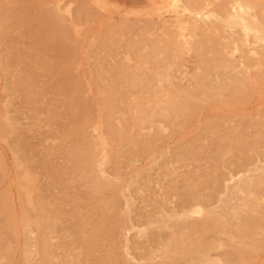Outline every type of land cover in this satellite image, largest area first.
Returning a JSON list of instances; mask_svg holds the SVG:
<instances>
[{"label":"rangeland","instance_id":"obj_1","mask_svg":"<svg viewBox=\"0 0 264 264\" xmlns=\"http://www.w3.org/2000/svg\"><path fill=\"white\" fill-rule=\"evenodd\" d=\"M152 7L0 0V264H76L83 233L84 264H264V0ZM181 93L194 118L173 124L159 107ZM105 102L116 129L132 103L153 119L114 143ZM85 106L99 179L68 161Z\"/></svg>","mask_w":264,"mask_h":264},{"label":"bare ground","instance_id":"obj_2","mask_svg":"<svg viewBox=\"0 0 264 264\" xmlns=\"http://www.w3.org/2000/svg\"><path fill=\"white\" fill-rule=\"evenodd\" d=\"M179 2V0H167L166 1V3H164L162 6H159V7H152V9L154 8V9H158V11H160L161 9H164V8H166V7H174V6H176V4ZM148 8H149V6H148ZM150 9V8H149ZM146 9H144V11H145ZM141 10L140 9H132V13H141L140 12ZM126 14V13H125ZM162 14V13H161ZM163 20V19H162ZM138 22L140 23H142V20H138ZM246 22V21H245ZM244 22V23H245ZM147 23V22H146ZM153 23V22H152ZM246 24V23H245ZM137 82V81H136ZM181 88V87H180ZM180 88H177V89H180ZM191 88V87H190ZM177 89H173L172 91H175V90H177ZM181 89H183V88H181ZM239 89H240V87H239ZM190 90V89H189ZM191 90H192V88H191ZM190 90V91H191ZM234 90H236V89H234ZM171 91V92H172ZM188 91V90H187ZM231 91V90H230ZM238 91H240V90H238ZM177 91H175V92H172V93H176ZM193 92V91H192ZM235 92V91H234ZM237 92V91H236ZM170 93V92H169ZM171 93V94H172ZM188 93V92H187ZM194 93V92H193ZM241 93V92H240ZM183 93H181L180 95V97H178L179 98V100L176 98L177 96H172L171 98H169V99H167L162 105L163 106H161V107H159V108H157V109H159L160 111H161V113H162V115H165L168 119H170V121H171V123H176V121H178L179 120V123H180V119H182V120H187V121H190L191 119H193L194 118V101L196 100L197 101V99H195L194 101H193V97L191 98L189 95H190V93L189 94H184V95H182ZM211 95H212V93H210ZM215 94V93H214ZM242 94V93H241ZM176 95V94H175ZM196 95V94H195ZM217 95V94H216ZM236 95H237V93H236ZM192 96V95H191ZM194 96V95H193ZM202 96V95H201ZM200 96V97H201ZM207 96V95H206ZM205 96V100L207 99V97ZM208 96H209V94H208ZM199 97V98H200ZM214 97H215V95H214ZM223 97V96H222ZM234 97H236V96H234ZM202 98V97H201ZM199 99L200 101L203 99ZM238 98V97H237ZM74 99H76V98H74ZM204 99H203V102H205L206 103V101H204ZM209 99V98H208ZM216 99V98H215ZM217 99H219L218 98V96H217ZM240 99V98H239ZM142 100V101H141ZM199 100H198V102H199ZM210 100V99H209ZM225 101L224 99H219V100H217V101ZM230 100H232V99H230ZM235 100V99H234ZM138 101H141L142 103H144V102H146V101H143V99H139ZM164 101V100H163ZM213 101H214V99H213ZM223 101H222V103H223ZM73 102V101H72ZM86 102V101H85ZM103 102V101H102ZM130 102V101H129ZM203 102L201 103L202 105H204L203 104ZM235 102V101H234ZM238 102H240V101H238ZM133 103H134V101H133ZM132 103V104H133ZM137 103V102H136ZM136 103H134V104H136ZM155 103V102H154ZM158 103V102H157ZM157 103H155V104H157ZM211 103V102H210ZM207 104L206 106L208 107V105H211V104ZM236 103V102H235ZM103 104V106H102V108H100V109H98V111H99V114H101V117L102 118H104V120H105V122H106V125H107V129L109 130L108 131V135H109V138H110V140L112 141V142H114L115 143V141H118V139H121L122 141L124 140V142L126 141V139H125V134L128 132L127 130L125 131L124 129H126L127 127H132V128H134V125H136L135 124V120H140V121H142L141 123H145V121H147V120H149V115L151 114H149V111H148V114L146 113V111L144 110V105L143 106H141V105H139V104H137L136 105V108H132V104H131V107H129V105H128V110L126 109V113L123 111V113H125V114H123V115H125V116H127L126 118L127 119H125L124 120V123L121 125V126H123V127H118L117 129H116V126L114 127V125H113V123H112V119L114 118V117H116V115L117 114H119L120 115V113H118V111H117V105L116 106H114L113 105V103L111 104V103H107V102H105V103H102ZM101 104V105H102ZM133 104V105H134ZM146 104V103H145ZM195 104H197L196 102H195ZM230 104H232V102L230 103ZM85 105V104H84ZM216 105V104H215ZM215 105H212V106H215ZM120 106V105H119ZM155 106H157V105H155ZM116 107V108H115ZM148 107H149V105H148ZM147 107V108H148ZM150 107H152V106H150ZM216 107V106H215ZM219 107V106H218ZM92 108V107H91ZM120 108V107H119ZM123 108V107H122ZM121 108V109H122ZM152 108H154V107H152ZM151 108V109H152ZM123 109H125V108H123ZM89 110V108L88 107H84L83 109H82V112H81V116H80V118H82V120H84L85 119V121L84 122H86V123H84L83 125H85V127L83 128V127H81L82 128V131H81V136H80V138H79V143H80V145H78V138L76 139L75 138V140H73V142H74V144L75 145H73V150H69V152H68V161L69 162H71L73 165H70L71 163H69L68 162V164L71 166L70 168H71V170H72V168H73V166L75 167V165L74 164H76V166L77 167H80V165L82 164V167H83V169L84 170H86L87 168H89V171L87 170V172H86V175H87V177L88 178H95V179H99V177L95 174L94 175V170H93V165H94V163L95 162H93L92 161V158H93V149L96 147L95 145H93L92 144V141L90 142V140L88 139V137L86 136V131H85V129H86V127H87V125H90V122L87 120V117L90 115L89 113H91V112H89L88 111ZM153 110V109H152ZM159 110H157V111H159ZM198 110H200V109H198ZM202 110V109H201ZM217 110V109H216ZM120 111V110H119ZM157 111H155V109L152 111V112H157ZM208 111V110H207ZM207 111H204V112H207ZM121 112H122V110H121ZM203 112V111H202ZM209 112V111H208ZM211 112V111H210ZM158 114H159V112H157ZM198 113V112H197ZM127 114V115H126ZM204 114H206V113H204ZM153 115H155L154 113L152 114V116ZM157 115V114H156ZM129 116V117H128ZM195 117H196V115H195ZM201 117V116H200ZM199 117V118H200ZM123 118H125V117H123ZM151 118V117H150ZM197 118V117H196ZM151 119H153V118H151ZM108 120V121H107ZM154 121V120H153ZM87 123H89V124H87ZM140 123V122H139ZM188 124H189V122H187ZM100 124V123H99ZM138 124V123H137ZM181 124V123H180ZM176 125V124H175ZM177 126V125H176ZM182 127V126H181ZM185 128V127H184ZM84 129V130H83ZM126 132V133H125ZM222 136V135H221ZM110 140H106L105 138H103V136L101 135L100 136V141H101V146L102 145H109L110 143L111 144H113L112 142H110ZM137 140H141V139H138L137 138ZM143 140V139H142ZM133 141V143H135V145H137V143L140 145V143L142 142V141ZM145 140H143V142H144ZM121 142V141H120ZM137 142V143H136ZM142 142V143H143ZM147 144H149V145H147L146 143H143V145L144 144H146V147H148V146H150V143H148V141H145ZM210 142V141H209ZM117 143V142H116ZM132 143V144H133ZM141 143V144H142ZM123 144V143H122ZM132 144H129V145H132ZM127 145H128V142H127ZM134 145V144H133ZM132 145V146H133ZM110 146V145H109ZM112 146H114V145H112ZM135 147V146H134ZM189 152V151H188ZM67 153V152H66ZM126 153V152H125ZM178 157V156H177ZM205 158V157H204ZM67 161V160H66ZM198 161V160H197ZM75 162H77V163H75ZM95 166V165H94ZM67 168H69V167H67ZM91 168H92V170H91ZM95 168V167H94ZM184 168V167H183ZM188 168V167H187ZM97 169V168H96ZM114 169V168H113ZM68 170V169H67ZM70 170V169H69ZM68 170V172H70ZM84 170H82V171H84ZM168 170V169H167ZM72 171H74V169L72 170ZM67 172V171H66ZM66 173V174H69V173ZM170 172V171H169ZM72 173V172H71ZM82 173V172H81ZM99 173V172H98ZM101 174H102V172H100ZM180 174V173H179ZM184 174V173H183ZM188 175V174H187ZM200 175V174H199ZM68 176H71L70 174L68 175ZM82 176V175H81ZM179 176V175H178ZM180 177V176H179ZM84 177H81V179H83ZM173 179V178H172ZM219 181V180H218ZM217 181V182H218ZM180 182V181H179ZM226 183V182H225ZM218 184V183H217ZM179 185V184H178ZM183 187V186H182ZM180 188V187H179ZM145 189V188H144ZM216 189V188H215ZM217 190V189H216ZM215 190V191H216ZM204 191V190H203ZM180 194V193H179ZM183 195V194H182ZM181 194H180V196H182ZM186 195V194H185ZM184 195V196H185ZM184 196H182L181 197V200L179 201L180 202V206L182 207L181 209L183 210L184 209V211H185V209H188L187 207H189V205H190V203L193 201V199H194V196H192V197H190L189 198V195H187V196H185L186 198H184ZM214 196V195H213ZM108 197H106V200H104V201H102V202H104L106 205H110V207L108 206V209H112V210H114V207H113V203H111L110 202V197L107 199ZM179 198V197H178ZM221 198V197H220ZM103 199V198H102ZM104 199H105V197H104ZM107 200L110 202H107ZM106 201V202H105ZM179 202H178V205H179ZM108 203V204H107ZM177 207V206H176ZM211 207V206H210ZM180 208V207H179ZM211 209V208H210ZM83 210V209H82ZM109 210V211H110ZM55 211V210H54ZM103 213V212H102ZM176 213V212H175ZM83 216V215H82ZM96 216V215H95ZM104 218V217H103ZM110 220V219H109ZM121 220V219H120ZM120 220H116L117 222H113V219H112V221L110 220V222H112L111 224H108L107 223V221L106 220H103V225H104V227H107V228H109V229H107V231L108 232H110V233H112L113 234V236H117V234H118V232H119V230H120V225H121V221ZM184 223V222H183ZM101 224V223H100ZM197 225H195L194 224V221H192V222H186V223H184L183 225H182V227H180L181 228V230L184 232H187V231H189V233H191V232H193L194 233V228L196 227ZM181 230H180V232H181ZM184 232V233H185ZM105 233V235H106V233L107 232H105V230L104 231H102L101 233H100V237H104V235H102V234H104ZM175 233V232H174ZM179 233V232H178ZM182 233V232H181ZM183 233V234H184ZM188 233V232H187ZM193 233H191V234H193ZM108 234V233H107ZM183 234H181V235H183ZM179 235V234H178ZM82 236V241L80 242V244H79V246L77 247V250H78V252H77V260H76V264H84V262H82V261H86V260H88L89 258H91V257H93V251L91 252V251H89V250H87L88 248H90L93 244L91 243V244H88L87 243V241H86V239H85V237H84V233L81 235ZM88 239V238H87ZM101 239H103V238H101ZM67 248H69V247H67ZM188 253H189V251H188ZM183 256V255H182ZM105 257V256H104ZM187 257V256H186ZM87 258V259H86ZM109 258V259H108ZM82 259H84V260H82ZM86 259V260H85ZM105 259V258H104ZM106 259H108V261L110 260V257H107ZM187 259V258H186ZM173 260V259H172ZM88 261H90V260H88ZM47 262H50V260L48 259L47 260ZM102 262V261H101ZM90 263H91V261H90ZM169 263V262H168ZM72 264H75V263H72ZM85 264H87V263H85Z\"/></svg>","mask_w":264,"mask_h":264},{"label":"crops","instance_id":"obj_3","mask_svg":"<svg viewBox=\"0 0 264 264\" xmlns=\"http://www.w3.org/2000/svg\"><path fill=\"white\" fill-rule=\"evenodd\" d=\"M152 6L159 7L166 3L167 0H147Z\"/></svg>","mask_w":264,"mask_h":264}]
</instances>
